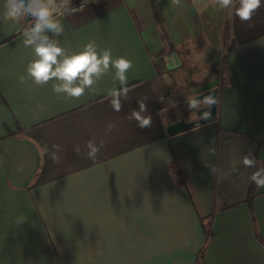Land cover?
<instances>
[{
	"label": "crops",
	"instance_id": "crops-1",
	"mask_svg": "<svg viewBox=\"0 0 264 264\" xmlns=\"http://www.w3.org/2000/svg\"><path fill=\"white\" fill-rule=\"evenodd\" d=\"M72 2L64 33L46 35L66 55L95 41L98 53L131 60L130 91L114 111L108 93L122 86L111 66L80 98L58 99L55 79L36 85L26 72L34 48L0 0V264H195L209 215L200 264H264V188L247 200L250 177L264 165V6L245 23L213 0ZM225 19L231 48L218 118L169 134V124L191 121L188 97L217 87L216 76L190 83L219 60ZM171 51L181 65L161 71ZM139 101L150 128L129 119ZM91 138L103 143L94 160ZM248 154L255 168L242 164Z\"/></svg>",
	"mask_w": 264,
	"mask_h": 264
},
{
	"label": "clouds",
	"instance_id": "clouds-1",
	"mask_svg": "<svg viewBox=\"0 0 264 264\" xmlns=\"http://www.w3.org/2000/svg\"><path fill=\"white\" fill-rule=\"evenodd\" d=\"M183 0H171L174 6H181ZM213 3L222 9H235V15L241 22H250L254 14L264 6V0H213ZM238 3V7H236ZM74 8L72 0H6L5 15L12 20L24 18L34 19V24L23 31V43L25 47H33L36 59L29 62L26 68L27 75L32 81L40 86L47 84L50 80H57L61 83L54 84L53 93L58 99L80 98L86 94V90L92 89L96 82L107 72L109 67L115 69V80L122 86L120 89L113 88L108 93L111 97V106L114 111L119 112L122 109L121 97L128 98L130 91L128 84V72L133 67L131 60L124 57L113 58L111 49H104L102 53L97 52L95 41H90L84 45L83 49L77 53L66 55L57 41L49 39L46 33L50 32L54 36H60L64 33L67 17L72 14ZM63 57L62 60H58ZM79 84H75L76 81ZM25 78L23 75L18 77V82L23 84ZM210 90L203 98L195 96L188 97L187 108L190 111L191 120L197 122L195 129H199L200 120L209 121L212 116L211 109L219 104V99L214 96ZM63 94V95H61ZM203 107L207 109L197 116V111ZM139 110H134L129 119H135L137 126L141 129L150 128L152 125L151 115H141L147 112V106L143 101L138 102ZM116 127L109 123L106 132L110 133ZM59 150L60 145H54ZM103 143L97 144L95 138L89 139L85 148L87 157L95 159L100 153ZM37 150L43 157L49 154L47 144H37ZM74 151L79 154V146H75ZM51 159L54 163L60 162V157L51 153ZM242 164L247 168L256 167V159L251 154L241 157ZM250 180L258 187L264 188V168H257L250 177ZM24 221L23 217L18 218V223Z\"/></svg>",
	"mask_w": 264,
	"mask_h": 264
},
{
	"label": "trees",
	"instance_id": "trees-1",
	"mask_svg": "<svg viewBox=\"0 0 264 264\" xmlns=\"http://www.w3.org/2000/svg\"><path fill=\"white\" fill-rule=\"evenodd\" d=\"M19 20H20V23L22 25V30L30 27L35 22L32 19H30L27 22H25L23 20V18H21ZM221 42H222V54L220 55L219 60L212 63L208 67V69L206 71V75L202 80L190 83V87L202 86L203 84L208 82L213 76H216L218 78L216 90H217V97L219 99V102H220L222 87L226 83L227 58H228V52L231 48L230 24H229L228 19H225L224 23H223V27H222V31H221ZM218 107H219V104L217 105V111H216L217 118H218V113H219ZM168 167H170V169H172V171L174 173V177H176L178 179V183L183 184V179L180 176V171L178 169L176 162L172 161V163H170V165H168ZM262 168H264V165ZM256 188H257V186L251 181V183L248 187V193H247V200L248 201H250L252 199V197L255 195ZM210 221H211V215H209L205 219V221H202V227H203V230L205 233V241H204L203 246L201 247V249L198 252L195 264H200V262L204 256L206 244H207L209 238L211 237L212 232H211V227H210Z\"/></svg>",
	"mask_w": 264,
	"mask_h": 264
},
{
	"label": "water",
	"instance_id": "water-1",
	"mask_svg": "<svg viewBox=\"0 0 264 264\" xmlns=\"http://www.w3.org/2000/svg\"><path fill=\"white\" fill-rule=\"evenodd\" d=\"M31 18H28L27 21H29ZM23 20L25 21V19L23 18ZM26 22V21H25ZM181 65V62L178 58V55L175 51H171L165 55H163L162 57V62L158 65V68L161 70V71H165V70H173L177 67H179ZM213 91V95L214 96H217V90L215 88L213 89H210ZM210 90H207V91H204L202 93H199L197 95H194L195 97L197 98H203L204 95H207L209 93ZM193 97V96H192ZM187 103V101H186ZM216 109H217V105H214L211 109V112H212V116H211V119L212 120L214 117H215V114H216ZM207 109H204L203 107L196 110L197 111V116H199L203 111H206ZM209 120V121H210ZM204 122H207L206 120H200L199 123H204ZM197 122L195 121H185L183 119H180V120H177L176 122L174 123H171L167 126L166 128V131L167 133L169 134H174V133H177V132H180V131H183V130H186L188 128H191L193 126L196 125Z\"/></svg>",
	"mask_w": 264,
	"mask_h": 264
},
{
	"label": "rangeland",
	"instance_id": "rangeland-1",
	"mask_svg": "<svg viewBox=\"0 0 264 264\" xmlns=\"http://www.w3.org/2000/svg\"><path fill=\"white\" fill-rule=\"evenodd\" d=\"M73 3V2H72Z\"/></svg>",
	"mask_w": 264,
	"mask_h": 264
}]
</instances>
